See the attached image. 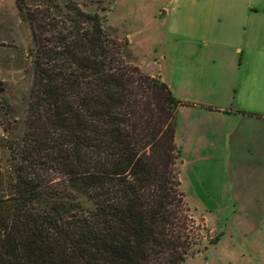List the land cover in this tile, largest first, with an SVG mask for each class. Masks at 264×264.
I'll list each match as a JSON object with an SVG mask.
<instances>
[{
    "label": "trees",
    "instance_id": "1",
    "mask_svg": "<svg viewBox=\"0 0 264 264\" xmlns=\"http://www.w3.org/2000/svg\"><path fill=\"white\" fill-rule=\"evenodd\" d=\"M66 7L50 29L29 10L35 81L0 173V264H185L195 236L176 134L187 103L129 59L100 11Z\"/></svg>",
    "mask_w": 264,
    "mask_h": 264
},
{
    "label": "rangeland",
    "instance_id": "2",
    "mask_svg": "<svg viewBox=\"0 0 264 264\" xmlns=\"http://www.w3.org/2000/svg\"><path fill=\"white\" fill-rule=\"evenodd\" d=\"M73 4L88 12L100 11L110 38L126 46L129 59L144 73L161 78L179 77L178 59L192 53L181 52L194 47L193 57L200 60L208 50L205 46L213 45L225 30L216 23V10L211 24L204 23L209 0H24L26 17L16 0H0V173L12 164L7 145L24 134L35 81L29 10L49 14L50 29L53 24L64 26L66 6ZM188 159L196 158L182 156L178 164L195 236V253L185 264H264V222L250 219L261 205H251L247 199L240 206L225 192L227 185L240 181L239 174L219 172L198 158L184 165Z\"/></svg>",
    "mask_w": 264,
    "mask_h": 264
},
{
    "label": "crops",
    "instance_id": "3",
    "mask_svg": "<svg viewBox=\"0 0 264 264\" xmlns=\"http://www.w3.org/2000/svg\"><path fill=\"white\" fill-rule=\"evenodd\" d=\"M209 2L204 23L211 24L216 10V23L225 30L205 46L200 60L194 47L181 52L193 54L178 59L179 77L160 73L187 103L178 109L176 141L183 157L239 174L240 181L225 192L240 206L247 199L261 205L250 219L264 222V0Z\"/></svg>",
    "mask_w": 264,
    "mask_h": 264
}]
</instances>
